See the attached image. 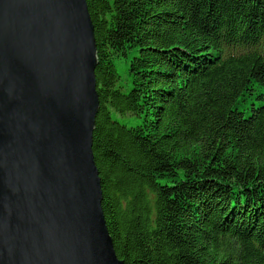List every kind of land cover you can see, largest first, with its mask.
Here are the masks:
<instances>
[{
  "label": "trees",
  "instance_id": "obj_1",
  "mask_svg": "<svg viewBox=\"0 0 264 264\" xmlns=\"http://www.w3.org/2000/svg\"><path fill=\"white\" fill-rule=\"evenodd\" d=\"M86 4L92 151L117 257L264 264V0Z\"/></svg>",
  "mask_w": 264,
  "mask_h": 264
},
{
  "label": "water",
  "instance_id": "obj_2",
  "mask_svg": "<svg viewBox=\"0 0 264 264\" xmlns=\"http://www.w3.org/2000/svg\"><path fill=\"white\" fill-rule=\"evenodd\" d=\"M86 0H0V264H123L92 151Z\"/></svg>",
  "mask_w": 264,
  "mask_h": 264
},
{
  "label": "rangeland",
  "instance_id": "obj_3",
  "mask_svg": "<svg viewBox=\"0 0 264 264\" xmlns=\"http://www.w3.org/2000/svg\"><path fill=\"white\" fill-rule=\"evenodd\" d=\"M122 61L121 60H118L117 62H116V67H117V70H118V72L120 73V75H121V77H122V73H125V69L124 68H122Z\"/></svg>",
  "mask_w": 264,
  "mask_h": 264
},
{
  "label": "bare ground",
  "instance_id": "obj_4",
  "mask_svg": "<svg viewBox=\"0 0 264 264\" xmlns=\"http://www.w3.org/2000/svg\"><path fill=\"white\" fill-rule=\"evenodd\" d=\"M95 80H96V78H95ZM102 208V207H101Z\"/></svg>",
  "mask_w": 264,
  "mask_h": 264
}]
</instances>
